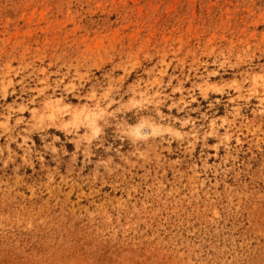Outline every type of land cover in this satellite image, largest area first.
Wrapping results in <instances>:
<instances>
[{"label": "rangeland", "instance_id": "obj_1", "mask_svg": "<svg viewBox=\"0 0 264 264\" xmlns=\"http://www.w3.org/2000/svg\"><path fill=\"white\" fill-rule=\"evenodd\" d=\"M0 264H264V0H0Z\"/></svg>", "mask_w": 264, "mask_h": 264}]
</instances>
